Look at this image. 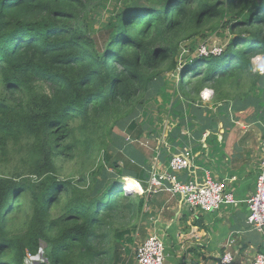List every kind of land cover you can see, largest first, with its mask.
I'll use <instances>...</instances> for the list:
<instances>
[{"label":"trees","instance_id":"trees-1","mask_svg":"<svg viewBox=\"0 0 264 264\" xmlns=\"http://www.w3.org/2000/svg\"><path fill=\"white\" fill-rule=\"evenodd\" d=\"M104 1L0 0V264L41 249L37 264H134L147 194L123 177L148 185L135 141L165 64L197 119L206 89L227 116L233 104L264 117V0H119L92 30ZM219 30L230 31L220 54L179 64L184 42ZM61 161L75 164L66 177Z\"/></svg>","mask_w":264,"mask_h":264},{"label":"crops","instance_id":"crops-1","mask_svg":"<svg viewBox=\"0 0 264 264\" xmlns=\"http://www.w3.org/2000/svg\"><path fill=\"white\" fill-rule=\"evenodd\" d=\"M205 91L202 103L195 104L196 109L203 110L201 117L197 119L190 106V116L186 118L194 130L186 124L177 138L179 150L174 152L190 149L195 156L192 170L180 177L184 181H202L209 171L215 179L230 185L237 202L215 211H201L190 208L181 196L166 190L148 195L147 187L136 180L142 188L136 187L135 192L146 193L147 202L134 236L138 242L152 233L161 236L165 264H222L226 252L232 253L231 264H243L264 251L262 233L248 222L246 203L255 191L260 169L264 118L256 105H241L233 112L231 104L226 107L227 116L223 105L214 104L213 90ZM172 156L167 158L163 154L159 168L168 167Z\"/></svg>","mask_w":264,"mask_h":264},{"label":"rangeland","instance_id":"rangeland-1","mask_svg":"<svg viewBox=\"0 0 264 264\" xmlns=\"http://www.w3.org/2000/svg\"><path fill=\"white\" fill-rule=\"evenodd\" d=\"M118 1L119 0H105L103 4L95 8V11L92 12L91 16L89 17V23L92 30L99 29L102 24L106 23L109 20L112 14L117 10V7L119 5ZM229 34V30H219L217 32L208 33L204 37L199 36L194 39L187 40L182 45L179 56L177 57L179 64L183 60H186V57L192 58L199 54L207 55L209 53L220 54V49L222 50V47L225 46L229 40ZM202 51H205V53H203ZM260 57H262L260 60H257L259 57H256L254 59V64L258 71L259 67L264 66V55L261 54ZM162 71L163 72L160 76L163 77L164 82L161 84L159 90L157 91L154 97L155 99H149V101H147V103L145 104L143 112L139 115V119L145 123V132L141 138L135 141L137 147H139V149L146 155L147 163L150 164V169H148L150 172V178L152 169L159 164V158H162L161 156L163 154L168 158L170 157V153L172 151L173 155L179 153L174 152V150H179L177 148L178 146L176 145L178 144V142L174 139H171L169 136L178 127H181V129L185 127V125L187 124L186 118L190 116L189 108L191 105L189 103V99L183 95V92L180 88V69L171 70L169 69V63H167L162 67ZM262 110L259 109L258 113L260 114V111ZM187 127L189 129H192V131L194 130V128L191 127L190 123L187 124ZM121 133V135L125 136L126 139H129V137L125 133ZM167 140L169 143L167 142ZM169 144L172 145V147ZM111 149L114 156L119 153L117 149H114L113 147ZM170 149H172L171 152ZM191 156L193 157V159H195V156H193V152L191 153ZM120 158V161L122 163L124 159H127V157H123V160L122 157ZM121 162L120 164L122 165ZM59 165L61 166V168L58 172L62 177H66L70 174L71 171L75 170V164L72 162L61 161ZM123 178V180L125 181V188L126 190H128V182H130L128 179H130L131 177L124 176ZM133 180L136 181V179ZM134 185L136 187H139L138 184ZM27 258L26 264H31V257L28 259ZM43 259L44 250L42 255H39V258L33 261V264H37L40 260Z\"/></svg>","mask_w":264,"mask_h":264},{"label":"built area","instance_id":"built-area-1","mask_svg":"<svg viewBox=\"0 0 264 264\" xmlns=\"http://www.w3.org/2000/svg\"><path fill=\"white\" fill-rule=\"evenodd\" d=\"M219 52H221V49ZM258 57L257 60L262 58L260 56ZM259 72L264 74V66L259 67ZM261 152L262 158L255 191L246 199V203L249 207L248 222L262 233L264 243V137ZM159 167L160 165L158 164L152 169L151 178L146 189L148 195L166 190L173 195L181 196L190 208L201 211H215L222 206L237 202L230 185L224 181L215 179L209 171L205 173L202 181L197 179L184 181L181 179L180 175L183 172L190 171L194 167L190 149H185L174 154L168 167ZM128 184L127 189L132 191L136 190V186H132L130 182ZM138 184L139 188H142L140 183ZM167 184L169 185L167 186ZM42 253L43 250L41 249L38 255L28 254V258L31 257V264ZM165 258V244L161 236L157 233L150 234L136 247V264H165ZM232 260V253L226 252L221 263L231 264ZM243 264H264V251L257 254L254 259L248 260Z\"/></svg>","mask_w":264,"mask_h":264},{"label":"bare ground","instance_id":"bare-ground-1","mask_svg":"<svg viewBox=\"0 0 264 264\" xmlns=\"http://www.w3.org/2000/svg\"><path fill=\"white\" fill-rule=\"evenodd\" d=\"M206 95H208V91H206ZM129 181H130V184L132 185V186H135L134 184H138L136 181H134V180H132V179H128ZM138 186H139V184H138Z\"/></svg>","mask_w":264,"mask_h":264}]
</instances>
